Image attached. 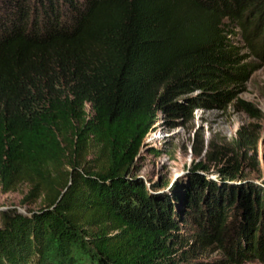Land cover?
I'll use <instances>...</instances> for the list:
<instances>
[{"label":"trees","instance_id":"obj_1","mask_svg":"<svg viewBox=\"0 0 264 264\" xmlns=\"http://www.w3.org/2000/svg\"><path fill=\"white\" fill-rule=\"evenodd\" d=\"M263 21L264 0H0V186L39 201L3 215L0 264L264 262V185L132 174L159 115L229 102L249 73L229 37Z\"/></svg>","mask_w":264,"mask_h":264},{"label":"rangeland","instance_id":"obj_2","mask_svg":"<svg viewBox=\"0 0 264 264\" xmlns=\"http://www.w3.org/2000/svg\"><path fill=\"white\" fill-rule=\"evenodd\" d=\"M257 29L247 42L237 30L229 37L239 55L243 56L242 64L249 67L246 81L233 90L229 102L219 108L193 110L189 117L159 115L132 168V174L147 183L148 190L153 191L156 185L166 183L164 193H177L190 187L193 177L199 176V172L208 176L209 181L219 182L217 171L224 166L237 168L248 179L247 182L263 187L264 53L261 50L264 47V24ZM197 95L181 97L179 102H186ZM86 110L90 112L88 105ZM198 165L205 166L206 170L196 169ZM27 194L26 185H20L8 194H4L0 186V225L3 215L12 209L27 214L39 208V201L22 204ZM241 222L240 217L235 219L230 235L235 241L239 237ZM256 228L262 232L254 236L262 242L264 229L261 220L256 222ZM211 250L208 249L199 261L223 259L221 252ZM239 264L264 262L254 258L243 259Z\"/></svg>","mask_w":264,"mask_h":264},{"label":"water","instance_id":"obj_3","mask_svg":"<svg viewBox=\"0 0 264 264\" xmlns=\"http://www.w3.org/2000/svg\"><path fill=\"white\" fill-rule=\"evenodd\" d=\"M198 175L201 176V177H203V178L208 179V178H207L208 176H206L205 174H202L201 172H199ZM208 180H209V179H208Z\"/></svg>","mask_w":264,"mask_h":264}]
</instances>
